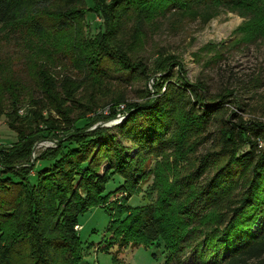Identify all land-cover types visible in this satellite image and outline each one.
I'll list each match as a JSON object with an SVG mask.
<instances>
[{"label":"trees","instance_id":"obj_1","mask_svg":"<svg viewBox=\"0 0 264 264\" xmlns=\"http://www.w3.org/2000/svg\"><path fill=\"white\" fill-rule=\"evenodd\" d=\"M92 3L94 11L103 17L105 30L94 39L84 40V18L91 10L86 0H0L1 31L28 35L31 41L37 38V51L29 62H33L44 99L60 114L64 113L63 104L55 93L67 86L68 78L60 82L52 67L42 62L45 58L52 60V50L67 51L75 67L89 75L85 82L74 83L75 89L85 88L87 82L95 89L110 76L107 68L115 65L121 76L147 77V66L141 59L133 61L128 51L137 49L146 26L159 15L178 14L207 24L226 7L246 19L238 30L244 35L243 41L264 40V0ZM128 27L132 29V39L127 43L121 35ZM159 66L157 69H161ZM188 84L184 79H176L166 87L154 82L141 92L142 102L123 103V114L127 116L114 130L99 126L59 138L57 148L47 149L38 158L51 165L39 170L36 184H32L34 164L30 158L35 143H27L13 123L20 118L25 94L14 76H3L0 115L6 114L11 120L10 129L20 137L1 162L6 165L0 171V264H80L83 242L75 225L91 209L112 204L116 194L126 198L108 211L111 220L104 240L105 252L116 246L149 248L160 241L168 263L253 264L263 259L264 125L238 129L227 126V132L221 133L220 150L203 156L188 175H149L153 172L148 169L149 157L189 153L204 140L212 116L223 111L222 99L221 103H209L204 96H198L200 84ZM70 96L76 102L73 91ZM94 108L97 107L87 111L93 113L97 110ZM117 116L112 110L102 119L109 121ZM56 130L58 126L49 125L44 131ZM197 135L200 138L196 139ZM245 147L248 150L243 152ZM18 161L27 166L13 165ZM103 166L106 167L101 173ZM203 170L211 171L206 179H202ZM115 176L124 182L107 193V185ZM151 176L155 200L138 207L128 205ZM185 254L189 256L183 261ZM113 264L123 263L114 257Z\"/></svg>","mask_w":264,"mask_h":264},{"label":"rangeland","instance_id":"obj_2","mask_svg":"<svg viewBox=\"0 0 264 264\" xmlns=\"http://www.w3.org/2000/svg\"><path fill=\"white\" fill-rule=\"evenodd\" d=\"M86 2L91 10L84 18L83 33L84 40H91L104 32L105 25L103 17L94 11L92 0ZM245 21L238 12H231L226 7H222L219 14L207 24H203L199 19L184 18L178 14L159 15L146 26V34L142 36L137 49L128 51L133 61L141 59L147 66V77L121 76L116 69L117 65L114 64L113 69L107 68L110 76L102 79L101 85L95 89H91L89 82L85 84V88L75 89L74 83L85 82L89 75L75 67L67 51L52 50V60L45 58L42 62L52 67L54 76L60 82L68 78L67 86L60 91L56 90L55 93L63 104V114L55 111L50 102L44 99L43 90L37 85V78L32 69L33 62H29L37 51V38L31 41L28 40V35L9 34L0 29V80L3 76H14L21 83L25 94L23 108L19 112L20 118L13 123L23 137H26L27 143H35L30 158V163L34 164L30 173L31 183L36 184L39 170L51 165L38 158L47 149L57 148L61 143L59 138L90 131L99 126L114 130L116 125L125 120L123 103L142 102L141 92L146 87H152L154 82H160L165 87L176 79H184L190 86L200 84L198 96H204L209 103H221L223 100V111L212 116L203 135L204 140L189 153L149 157L148 169L153 171L149 175H188L199 166L203 156L220 150L221 133L224 130L227 132V126L238 129L250 124L264 125V40L256 43L243 41L244 35L238 30ZM130 31L132 29L128 27L125 35H121L127 43L132 39ZM158 64L161 69H157ZM117 74L120 76L117 77ZM164 77L167 79L164 80ZM70 84L73 87H70ZM72 91L76 102L71 100ZM188 95L193 100L196 99L195 94ZM117 99L123 102L115 103ZM32 100L33 103H30ZM8 106L6 101L5 109H8ZM93 107H97L94 108L97 109L95 112L87 111ZM112 110H116L118 116L109 121L103 120L102 115H110ZM10 122L6 114L0 115V143L5 152L9 151L20 137L16 131L10 129ZM49 125L58 126V130L45 132ZM199 136L197 135L196 139L200 138ZM123 143L127 147L131 146L129 142ZM260 147H263V142H260ZM247 150L248 147H245L243 152ZM22 163L18 161L13 165L27 166L21 165ZM5 165L0 171L5 170ZM157 165L161 168L157 169ZM105 167L103 166L101 173ZM206 172L203 170L202 179L211 175V171ZM123 182L121 177L115 176L107 185V193L118 189ZM153 182L154 176L148 178L142 184L140 192L129 200L128 205L138 207L153 202L156 198L152 191ZM125 198L124 195L116 194L111 199L112 204L91 209L75 225L74 229L83 242V259L80 264H113L114 257L120 259L123 264H177L175 261L167 262V252L160 241L149 248L123 249L116 246L108 252L103 251L111 220L108 211L115 205H121ZM188 256L185 254L183 261L188 259ZM252 263L264 264V257ZM187 264L194 263L188 261Z\"/></svg>","mask_w":264,"mask_h":264},{"label":"built area","instance_id":"obj_3","mask_svg":"<svg viewBox=\"0 0 264 264\" xmlns=\"http://www.w3.org/2000/svg\"><path fill=\"white\" fill-rule=\"evenodd\" d=\"M1 143H0V169L3 167L2 166V160H3V156H4V153H5V151H4V149H1L2 147H1Z\"/></svg>","mask_w":264,"mask_h":264}]
</instances>
